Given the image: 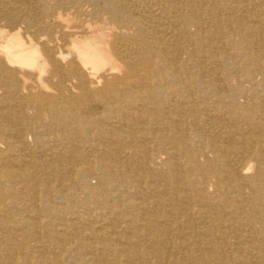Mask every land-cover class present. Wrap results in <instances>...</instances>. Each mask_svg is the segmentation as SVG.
Here are the masks:
<instances>
[{"label": "bare ground", "instance_id": "6f19581e", "mask_svg": "<svg viewBox=\"0 0 264 264\" xmlns=\"http://www.w3.org/2000/svg\"><path fill=\"white\" fill-rule=\"evenodd\" d=\"M0 264H264V0H0Z\"/></svg>", "mask_w": 264, "mask_h": 264}]
</instances>
